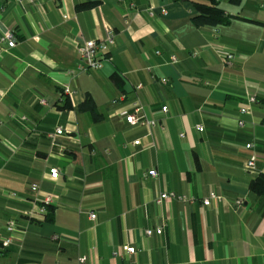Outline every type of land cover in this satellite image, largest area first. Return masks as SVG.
<instances>
[{"label": "crops", "instance_id": "crops-1", "mask_svg": "<svg viewBox=\"0 0 264 264\" xmlns=\"http://www.w3.org/2000/svg\"><path fill=\"white\" fill-rule=\"evenodd\" d=\"M218 1L234 18L196 27L193 3L208 0H0V40L16 42L0 57V241L8 220L18 227L0 264H264V192L249 188L264 176V0ZM84 2L96 5L75 9ZM107 29L102 68L70 73L78 46ZM86 96L101 121L76 111ZM136 101L150 130L121 115ZM251 155L255 173L243 168ZM33 183L53 197L51 220L26 215L39 205ZM164 191L186 200L157 205Z\"/></svg>", "mask_w": 264, "mask_h": 264}, {"label": "built area", "instance_id": "built-area-1", "mask_svg": "<svg viewBox=\"0 0 264 264\" xmlns=\"http://www.w3.org/2000/svg\"><path fill=\"white\" fill-rule=\"evenodd\" d=\"M20 1V0H18ZM40 0H28L31 4H38ZM130 8H134L133 4L129 5ZM154 10L149 9L147 10V14L149 16L154 15ZM159 13L163 16L167 14L166 10L161 8L159 10ZM15 38L14 36L6 31L2 33V37L0 40V44H5V47L0 46V57L7 51V49L12 48L15 46ZM114 43V32L111 29L106 30L105 37L103 39H94V40H85L83 41L77 48V54L79 62L76 66L75 71H72L70 73H76V72H86L89 70H99L103 66V62L106 61L107 58V52L109 50V47L113 45ZM158 53V52H156ZM235 60V56L231 53L225 54L222 56V62L224 64H231ZM176 58L174 56H170L169 62L171 64L176 63ZM161 83H166V79L162 78ZM140 87V85L138 86ZM66 93L69 92L67 88L64 90ZM43 102V101H42ZM256 102V96L254 94H251L247 96L246 103L239 108V114L245 115L248 113L249 108ZM160 111L162 113H166L168 111V108L166 105L161 106ZM123 116L125 122L129 125H144L150 130L156 125V122L154 120H148L146 118L143 106L140 104V102L136 101L131 110L129 112L123 111L121 113ZM21 119H24V117H21ZM239 126H243L244 122L242 119L238 120ZM197 130L201 132L203 128L201 126H197ZM150 132V131H149ZM63 133V130L61 128H57L55 135H61ZM53 137V135H52ZM134 146H138L140 144L139 140H134L133 142ZM254 147V143H247L245 144L246 149H251ZM256 157L254 155H251L250 158L246 161L244 164V170L248 173H255L256 172ZM48 176L50 179H55L59 176V171L57 168L52 167L48 169ZM158 175L157 171L155 169H150L146 173L143 174L144 177H152L156 178ZM30 191L37 195L35 200L39 203L38 206L33 207L31 210H29L26 215L29 219L32 220H43L44 217L47 215V206L51 205L53 203V197L50 194H45L42 196L39 195V186L36 183H33L29 187ZM168 199H176L179 201H185L186 197L182 195H176L174 192H167L164 191L159 194V196L155 199V203L158 205L164 200ZM218 199L217 196L214 194H211L208 199H205L203 201L204 206H209L212 200ZM241 202L239 200L236 201V204L239 205ZM90 219L94 220L96 215L94 213H91L89 215ZM18 227L16 224V221L14 219H10L5 224V230L8 233V236L3 238L0 241V246L2 249H5L10 246L12 242V235L17 231ZM163 231V226L157 227L154 230L152 229H146L144 231L146 236H151L154 233L155 234H161ZM125 252L128 254H133L135 252V248L133 246H125ZM86 257H81L78 260V264H85Z\"/></svg>", "mask_w": 264, "mask_h": 264}, {"label": "trees", "instance_id": "trees-1", "mask_svg": "<svg viewBox=\"0 0 264 264\" xmlns=\"http://www.w3.org/2000/svg\"><path fill=\"white\" fill-rule=\"evenodd\" d=\"M229 3L233 5L239 6L241 0H229ZM194 8L196 10V14L192 17V22L196 27L203 26H218L226 24L229 19L234 18L231 15H227L226 12L220 7L218 0H208L207 3H199L194 2ZM96 5V2H84L77 4L75 6L76 10H86L90 9ZM113 79L115 83L118 85L121 83V78L115 74L113 75ZM63 110H71L73 109L69 100H65L62 107ZM77 112L89 113L92 121L99 122L102 120V115L98 113L96 106L90 96H86L83 102H81L76 107ZM250 190L257 194H262L264 192V176L259 175L255 179L250 182L249 186ZM52 218V206H47V215L45 217L46 220H51ZM33 222H39L37 220H32Z\"/></svg>", "mask_w": 264, "mask_h": 264}]
</instances>
